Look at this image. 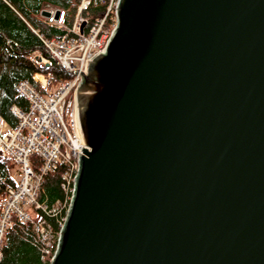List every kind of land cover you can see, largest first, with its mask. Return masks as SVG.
<instances>
[{
  "label": "water",
  "instance_id": "95a60500",
  "mask_svg": "<svg viewBox=\"0 0 264 264\" xmlns=\"http://www.w3.org/2000/svg\"><path fill=\"white\" fill-rule=\"evenodd\" d=\"M114 17L73 70L81 153L49 264H264V0Z\"/></svg>",
  "mask_w": 264,
  "mask_h": 264
},
{
  "label": "built area",
  "instance_id": "2783aa9c",
  "mask_svg": "<svg viewBox=\"0 0 264 264\" xmlns=\"http://www.w3.org/2000/svg\"><path fill=\"white\" fill-rule=\"evenodd\" d=\"M90 0H80L78 12ZM117 0H108L106 9L92 25L78 16L68 26L67 33L60 38L40 36L48 57L39 56L42 63L53 61L67 77L51 88H46L50 72H35L32 81L20 80L17 92L27 101V108L20 110L11 106L18 118L15 125H9L0 116V156L14 165L18 176L12 185L5 187L0 207V257L2 237L13 218L30 224L41 245V258L50 261L56 248L58 233L63 225L68 205L73 194V181L78 171V157L81 153L80 137L74 112V90L79 78L74 69L85 72L88 59L96 52H102L115 24ZM51 13L54 10H50ZM112 16L113 23L106 24ZM61 25L60 21H56ZM84 28L80 30V24ZM62 164L60 188L63 199L49 202L42 188L44 176L54 172ZM32 208L41 217L30 216ZM65 214V215H64ZM54 217L53 225L45 219Z\"/></svg>",
  "mask_w": 264,
  "mask_h": 264
},
{
  "label": "trees",
  "instance_id": "16d2710c",
  "mask_svg": "<svg viewBox=\"0 0 264 264\" xmlns=\"http://www.w3.org/2000/svg\"><path fill=\"white\" fill-rule=\"evenodd\" d=\"M79 2L80 0H0V115L10 125L17 123V118L10 109L11 105H16L21 110L27 108L26 99L16 90L20 80L32 81V75L37 71L51 73L49 86L67 77L53 61L40 63L37 54L48 57L40 36H64L68 32L66 28L77 14ZM107 2L108 0H90L78 12L87 21L85 28L102 16ZM52 8L60 10L61 25L42 14V10ZM109 23H113L112 16L107 18L106 24ZM34 85L38 87L36 83ZM11 166L7 158L0 157V205L5 187L14 183ZM61 169L62 164L59 163L54 172L44 176L42 188L48 195L49 202L55 198L63 199V192L59 187ZM45 219L53 225L54 217L46 216ZM0 264H49L41 258V245L30 224L12 219L3 236Z\"/></svg>",
  "mask_w": 264,
  "mask_h": 264
},
{
  "label": "rangeland",
  "instance_id": "374dc122",
  "mask_svg": "<svg viewBox=\"0 0 264 264\" xmlns=\"http://www.w3.org/2000/svg\"><path fill=\"white\" fill-rule=\"evenodd\" d=\"M54 84L52 83L51 85H50V87H52ZM12 172H13V174H14V176L15 177H17L18 176V174H17V172H16V170H15V167L13 166V169H12ZM28 212L29 213H31V214H33L34 212H33V210H32V208H29L28 209ZM2 240H3V238H2Z\"/></svg>",
  "mask_w": 264,
  "mask_h": 264
},
{
  "label": "bare ground",
  "instance_id": "6f19581e",
  "mask_svg": "<svg viewBox=\"0 0 264 264\" xmlns=\"http://www.w3.org/2000/svg\"><path fill=\"white\" fill-rule=\"evenodd\" d=\"M60 187V186H59Z\"/></svg>",
  "mask_w": 264,
  "mask_h": 264
}]
</instances>
